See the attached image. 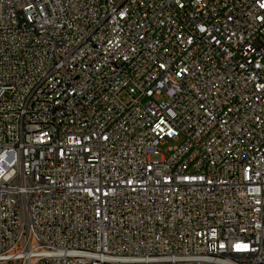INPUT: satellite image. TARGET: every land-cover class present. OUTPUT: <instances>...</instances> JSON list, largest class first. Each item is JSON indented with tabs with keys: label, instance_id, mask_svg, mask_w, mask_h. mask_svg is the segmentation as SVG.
I'll list each match as a JSON object with an SVG mask.
<instances>
[{
	"label": "built area",
	"instance_id": "built-area-1",
	"mask_svg": "<svg viewBox=\"0 0 264 264\" xmlns=\"http://www.w3.org/2000/svg\"><path fill=\"white\" fill-rule=\"evenodd\" d=\"M0 264H264V0H0Z\"/></svg>",
	"mask_w": 264,
	"mask_h": 264
},
{
	"label": "rangeland",
	"instance_id": "rangeland-1",
	"mask_svg": "<svg viewBox=\"0 0 264 264\" xmlns=\"http://www.w3.org/2000/svg\"><path fill=\"white\" fill-rule=\"evenodd\" d=\"M122 99L127 100L126 96H122ZM172 146L178 145V142H172L171 143Z\"/></svg>",
	"mask_w": 264,
	"mask_h": 264
}]
</instances>
